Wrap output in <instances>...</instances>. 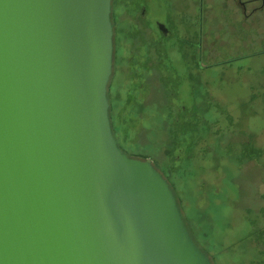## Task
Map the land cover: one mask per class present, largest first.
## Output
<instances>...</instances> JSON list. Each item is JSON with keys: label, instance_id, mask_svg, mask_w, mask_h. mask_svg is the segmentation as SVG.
<instances>
[{"label": "water", "instance_id": "1", "mask_svg": "<svg viewBox=\"0 0 264 264\" xmlns=\"http://www.w3.org/2000/svg\"><path fill=\"white\" fill-rule=\"evenodd\" d=\"M112 15L0 0V264H215L169 179L115 136Z\"/></svg>", "mask_w": 264, "mask_h": 264}, {"label": "rangeland", "instance_id": "2", "mask_svg": "<svg viewBox=\"0 0 264 264\" xmlns=\"http://www.w3.org/2000/svg\"><path fill=\"white\" fill-rule=\"evenodd\" d=\"M142 5L153 23L171 14L173 24L176 7L174 0H165V7L162 0L114 1L110 83L117 136L126 150L153 158L165 171L196 242L215 264H264V94H249L252 82L215 85L219 75L207 69L198 74L204 80L198 90L208 83L225 87L227 93L191 95L189 80H183L189 64L174 40L163 41L156 25L150 30L136 15L132 19V11L138 14ZM154 59L166 67L168 89L159 94L149 89ZM245 65L252 69L240 75L247 78L254 72L255 87L263 88L258 77L264 73V60ZM251 166L255 175L245 170Z\"/></svg>", "mask_w": 264, "mask_h": 264}, {"label": "flooded vegetation", "instance_id": "3", "mask_svg": "<svg viewBox=\"0 0 264 264\" xmlns=\"http://www.w3.org/2000/svg\"><path fill=\"white\" fill-rule=\"evenodd\" d=\"M162 2L165 7V0ZM174 2L176 7L172 13L173 24L168 19L171 14H167L165 20H154L153 23L150 19L148 22V7L145 5L141 6L138 14L132 11L131 15L132 19L136 15L137 21L147 22L144 26L150 30L152 24L156 25L163 41L174 40L177 51L182 54L181 58L189 64L188 76L185 75L183 79L189 80V88L186 90L191 95L227 93L225 87L209 86L208 83L198 90L197 86L204 81L198 78V74L212 69L219 75L215 73L218 76L215 85L234 80L243 81V85L252 82L247 89L249 94H264V84L263 88L255 87L254 82L257 78L254 72H249L250 76L247 78L240 75L244 70L252 69L246 67L247 61L264 60V0H174ZM158 22H164L171 34L165 36L159 29ZM149 45L150 43L148 44L150 48ZM155 46L157 49L160 48L159 43ZM151 65V75L155 76L150 80L149 89L155 91L158 88L163 93L168 89L163 79L165 66L163 67L162 61L157 62L155 59L151 61ZM231 68H235V71ZM180 80L181 75L176 73V81ZM258 80L264 82V73ZM249 142L251 140L247 139V143ZM245 170L252 171L251 174L255 175L253 172L256 170L255 167L251 166Z\"/></svg>", "mask_w": 264, "mask_h": 264}, {"label": "trees", "instance_id": "4", "mask_svg": "<svg viewBox=\"0 0 264 264\" xmlns=\"http://www.w3.org/2000/svg\"><path fill=\"white\" fill-rule=\"evenodd\" d=\"M112 19H113V23H115V21H114V17H113V15H112ZM115 36H116V34H115ZM115 58V57H114ZM112 79V78H111ZM137 91V90H136ZM154 92H156V93H158L159 94V90H158V88H156V90L154 91ZM109 98H110V101H111V107H110V115H111V121H112V126H113V130H114V133H115V136L117 137V139H118V141H119V144H120V146L129 154V155H131V156H136V157H141V158H146V157H149V156H143V155H136V154H132L131 152H129L128 150H126L125 148H124V146L121 144V142H120V140H119V138H118V136H117V133H116V130H115V126H114V122H113V116H112V109H113V101H112V98H111V83L109 84ZM146 99V98H145ZM128 100H131V101H128ZM127 101H128V103H129V105H132V103L135 101V99L133 98V96H132V91H129L128 92V95H127ZM145 103H146V101H145ZM153 159V158H152ZM153 163H154V165L160 170V171H162L163 172V174L169 179V177H168V175L165 173V171L157 164V162L153 159ZM169 181H170V183H171V185H172V187H173V189H174V184L172 183V181L169 179ZM174 191H175V189H174ZM175 194H176V196H177V199H178V202H179V205H180V208L182 209V203H181V199H180V197L177 195V193H176V191H175ZM182 211H183V209H182ZM185 217V216H184ZM186 220V219H185ZM187 223V222H186ZM189 227V226H188ZM190 229V228H189ZM190 231H191V229H190ZM192 233V232H191ZM193 235V234H192ZM194 237V236H193ZM195 239V238H194ZM209 255V254H208Z\"/></svg>", "mask_w": 264, "mask_h": 264}]
</instances>
